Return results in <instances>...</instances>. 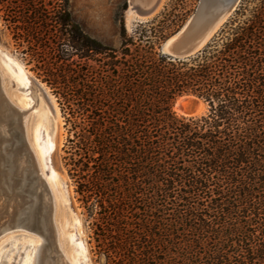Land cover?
<instances>
[{
	"label": "trees",
	"instance_id": "trees-1",
	"mask_svg": "<svg viewBox=\"0 0 264 264\" xmlns=\"http://www.w3.org/2000/svg\"><path fill=\"white\" fill-rule=\"evenodd\" d=\"M69 6L0 0V13L68 106L79 156L69 158L72 175L106 232L96 235L108 264H146L118 257L126 238L112 236L123 232L120 206L134 196L166 222L184 264H264V0H242L214 40L185 60L160 52L181 27L173 13L142 24L149 30L139 36L121 21L116 49L86 34ZM185 95L208 113L178 116L174 103Z\"/></svg>",
	"mask_w": 264,
	"mask_h": 264
},
{
	"label": "rangeland",
	"instance_id": "rangeland-1",
	"mask_svg": "<svg viewBox=\"0 0 264 264\" xmlns=\"http://www.w3.org/2000/svg\"><path fill=\"white\" fill-rule=\"evenodd\" d=\"M132 1L133 0H69V9L74 20L86 34L98 40L103 45L118 49L121 45V21L124 22L129 36H139L142 31L149 30L148 28L141 27L142 24L150 22L161 15L173 13L182 20V23L180 22L179 24L181 27L174 29L175 32H178L194 14L200 0H162L158 12L146 18L136 15V12L132 9ZM241 2L216 36L235 16ZM171 34L173 35L175 33L173 32ZM172 35H169V37ZM99 59V57H96L93 61H90V64L97 70L101 68ZM10 61L17 62L23 66L34 79L42 84L44 89L52 97L58 109L60 135L59 147L56 153L59 164L62 166V173L56 171L59 175L56 181L50 180V171L43 166L39 149L36 147L35 141L37 130H47L48 134L52 136L56 128L55 121L52 115L45 116L43 114L37 107V100L35 98L30 100L25 96L29 92L32 93L34 88L32 86L30 91L27 92L20 89V80H22V78L16 75L14 71L16 66L11 64ZM36 65L37 62L30 60V57L25 55L23 49L18 46L9 26L3 19V13H0L1 92L16 107L27 111L24 141L26 142V147H29V150H31L36 157L40 171L50 190L51 199H53L52 203L54 206L51 218L56 230L60 252H63L66 259L71 264H108V256L106 252L98 246V236L96 235V233H99V237H102V235L104 237L106 232L103 230L100 223L97 222L99 227L96 225V220L90 216L88 210L85 208L82 197L77 192V179L72 175L73 167L70 165L71 162L69 158L72 156L78 160L79 156L76 155V149H72L74 145L70 142V140L75 139V131L72 129V124L67 121V118L71 116L68 106L62 97L57 95L55 90L44 82L43 77L39 76V72L36 71ZM179 99L180 98H177L174 103V112L178 116L192 117L182 115L175 110L176 103ZM190 100L194 101L195 99L192 98ZM208 110V105L204 103L201 114L193 117L206 115ZM4 146L5 143L1 142L0 147H3V154L9 151V149L4 151ZM56 153H53V157ZM119 181L123 183L121 180ZM3 187L7 186L3 185ZM121 189L123 190L125 188L122 187ZM135 199L140 200V198H136V196H134V198L129 197L126 199V202H123L120 206L121 209L125 207L127 210V212L124 213V215H126V224L125 226L123 225V232H117L121 237L115 233H113L112 236L115 242L120 238H126V241L124 246L125 249L121 255L118 254V257L121 256V258L125 259H133L135 256L139 259L145 258L146 264H184V262H186V257L182 256V251L179 248L181 245L178 243V240H174V238L166 232L164 228L166 222L163 221L162 218H159L157 213L156 215L153 213L151 214L150 208H146L143 203L137 202ZM130 200H132V203ZM12 213L10 206L2 211L0 215V227L2 228L0 229L4 228L2 225L5 223L8 225L9 222H11ZM93 217L98 218L99 216L94 215ZM7 218H9V220ZM114 220L118 221V218L115 217ZM76 221L79 222L78 225H76ZM115 223L113 222V224ZM115 225L119 227L122 224ZM40 241H42V238L38 233L30 232L27 229L11 228L4 231L0 234V264H23V258L26 252H31L32 246ZM80 243H82L86 249L84 256L80 253Z\"/></svg>",
	"mask_w": 264,
	"mask_h": 264
},
{
	"label": "bare ground",
	"instance_id": "bare-ground-1",
	"mask_svg": "<svg viewBox=\"0 0 264 264\" xmlns=\"http://www.w3.org/2000/svg\"><path fill=\"white\" fill-rule=\"evenodd\" d=\"M146 1L152 2L155 0ZM161 3L162 0L157 2L151 16L158 12ZM132 9L136 12V15L142 16V14H140L141 10L136 9L134 6H132ZM10 63L16 66L14 71L16 75L22 78V80H20V89L27 92L30 91L32 86L34 88L32 93L29 92L25 96L30 100L35 98L37 100V107L43 114L45 116L52 115L55 121L56 128L54 134L51 136L48 134L47 130H37L35 141L36 147L39 149L43 166L50 171V180L56 181L59 176L56 171L62 173V166L59 164L56 153L59 147L60 135L58 109L52 97L44 89L42 84L34 79V77L17 62L10 61ZM1 83L2 76L0 74V143H5L4 151L9 149L7 153L3 154V147H0V215L2 211L9 206L13 212L11 214V222H9L8 225L5 223L2 226H4L5 229H7V227L11 229L13 226L19 225L18 219L23 216L24 211L28 210L30 205H34V209L36 208V214L38 215L37 218L42 222L43 229H35L30 232L38 233L42 241L34 244L31 252H26L23 258V264H71L59 249L56 230L51 218L54 206L52 203L53 199H51L50 195L45 190L46 186L44 184L47 182L40 171L38 161L32 151L29 150V147H26V143L24 144L16 141V134H13L25 131L27 111L19 109L4 96L1 92ZM192 98L194 97H180L176 103L175 110L185 116L193 117L200 115L204 107V103L201 100H197L199 106H197L194 114L187 113L188 101ZM53 153H56L54 157ZM28 177H32L34 179L33 182L31 181L27 184ZM3 185L7 187H3ZM7 219L9 220V218ZM78 224L79 222L76 221V225ZM79 249L81 251L80 253L84 256L86 249L82 243L79 244Z\"/></svg>",
	"mask_w": 264,
	"mask_h": 264
},
{
	"label": "water",
	"instance_id": "water-1",
	"mask_svg": "<svg viewBox=\"0 0 264 264\" xmlns=\"http://www.w3.org/2000/svg\"><path fill=\"white\" fill-rule=\"evenodd\" d=\"M158 1L133 0V6L141 10L140 14L142 16L140 17L146 18L151 16ZM240 2L241 0H200L197 9L185 25L163 43L160 49L161 53L174 60H185L196 56L213 41L218 31L227 22ZM192 97L195 100L189 101L187 105L188 114L195 113L198 106L197 100H200L195 96ZM13 134H16V141L26 143L24 141V131ZM33 180L32 177H28L27 184L28 182H33ZM44 185L46 186V192L51 197L47 183ZM37 216L36 208L34 209V205H30L28 210L24 211L23 216L18 219L20 224L12 228H22L28 231L43 229L42 222ZM8 228L0 229V234L8 230Z\"/></svg>",
	"mask_w": 264,
	"mask_h": 264
}]
</instances>
